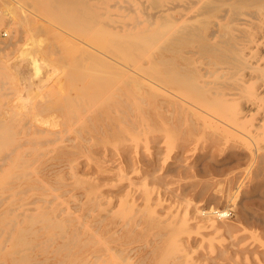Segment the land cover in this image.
Segmentation results:
<instances>
[{"label":"rangeland","instance_id":"rangeland-1","mask_svg":"<svg viewBox=\"0 0 264 264\" xmlns=\"http://www.w3.org/2000/svg\"><path fill=\"white\" fill-rule=\"evenodd\" d=\"M34 4L0 0V118L17 133L0 140V264H264V100L252 95L264 72L242 70L240 97L219 98L232 133L182 118L155 92L133 89L116 105L103 90L85 102L82 38ZM153 48L129 61L134 70L158 56ZM261 55L264 44L251 62ZM196 58L201 73H216L206 87L230 75ZM66 100H80L79 110L58 109ZM70 115L53 128L34 120ZM29 121L53 133L24 132ZM227 208L230 219L201 215Z\"/></svg>","mask_w":264,"mask_h":264},{"label":"bare ground","instance_id":"bare-ground-1","mask_svg":"<svg viewBox=\"0 0 264 264\" xmlns=\"http://www.w3.org/2000/svg\"><path fill=\"white\" fill-rule=\"evenodd\" d=\"M30 1L37 3L38 6L34 5L39 7V12L48 16L52 22L70 26L82 38L80 40V49L85 56V66H88L86 67L88 71L84 74L86 85L81 90V96L85 102L88 101L89 97L100 96L103 90H106L104 98L107 101L115 104L123 101L125 102V104L123 103L124 105L127 104V101L123 96L130 95L133 89L145 90L146 95L150 97L155 92L164 98L162 105H168L167 101L170 100L171 103L169 104L177 105V113L182 118L185 116V119L186 117L191 118L192 121V118L195 117L205 121V130H210L213 134L219 131L229 133L231 130L222 124V119L224 120L222 117L225 111L219 106V98L233 97L234 99L235 96L240 97V86L242 82H245L244 78L246 77V75L240 74V72L244 73L242 70L250 68L254 72L258 69L264 72L263 54L261 55L262 57L256 59L257 65H254L250 60V55L254 54V52L256 55L257 49L264 44V0H113L114 3L112 2L113 4L109 7L106 6L108 4L107 0ZM190 9H193L192 13L190 11L186 12ZM57 32L56 34L59 37L63 36L61 31ZM152 47H157L158 56H154L146 65L134 70L133 65L129 61H135L146 49ZM56 51L58 52V50ZM151 51L150 53H152ZM171 55H175L180 60V63L177 61L175 63L171 62ZM198 56H201V58L205 57L209 61L208 66L215 65L218 68L228 69L230 75L226 74L228 77L225 81L218 83L217 87H213V85H211L213 88L206 87L210 82L204 80V78L210 75L214 76L216 73L208 69L201 73V70L196 68L197 66L195 65L196 57ZM37 61L38 59L33 57L31 63L36 65ZM50 75V73H47L42 81L48 80ZM201 78L203 79L201 80ZM235 90L236 92H234ZM30 91L32 90L30 89ZM252 95L259 101L264 100V79H261ZM79 101H62L57 108L71 110L70 107L74 106V108L79 110L81 104ZM259 107L260 105H258ZM83 111H89L91 114L96 113L92 108L89 110L84 108ZM244 111V108L243 110L241 109V113ZM70 112L73 111L71 110ZM93 117L95 116L93 115ZM93 117L92 121L90 120V115L84 120L91 121L92 128L95 127ZM94 119L96 120V118ZM34 120L37 123L53 128L61 125V121L62 123L66 120L73 122L75 116L72 117L70 115V118L60 117L59 120L52 119V117L34 118ZM36 122H26L23 124L26 127L23 126L22 130L27 132L34 127L36 132L42 131L45 133V131H48L53 133L50 129L42 130L36 125ZM84 123L86 124V122ZM256 125L255 128L260 129L263 123L261 121L259 127ZM174 126L176 127V125ZM11 132L12 125L10 120L7 121L5 118H0V140L6 136L17 135L16 132L14 134H11ZM232 213L233 211L229 210V208L223 211L217 209L201 211L202 216L206 218H210V216L217 218L218 216L219 218L217 219L219 220L230 219ZM41 250L43 251V249Z\"/></svg>","mask_w":264,"mask_h":264}]
</instances>
